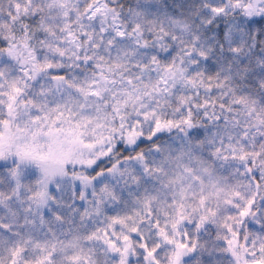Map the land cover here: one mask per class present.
<instances>
[{
	"label": "snow or ice",
	"instance_id": "snow-or-ice-1",
	"mask_svg": "<svg viewBox=\"0 0 264 264\" xmlns=\"http://www.w3.org/2000/svg\"><path fill=\"white\" fill-rule=\"evenodd\" d=\"M0 264H264V0H0Z\"/></svg>",
	"mask_w": 264,
	"mask_h": 264
}]
</instances>
